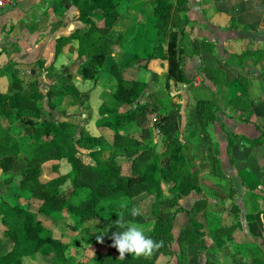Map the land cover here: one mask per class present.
<instances>
[{
  "label": "trees",
  "instance_id": "obj_1",
  "mask_svg": "<svg viewBox=\"0 0 264 264\" xmlns=\"http://www.w3.org/2000/svg\"><path fill=\"white\" fill-rule=\"evenodd\" d=\"M123 1H73L78 12L76 20L85 28L82 32L77 31L57 40L55 53L57 56L66 42L78 41V58L84 57L78 71L83 81L95 83L105 57L112 52H108V34L120 15L119 8ZM176 3L175 6L171 0L149 1L152 7L150 16L157 36L152 50L162 47L157 42L167 39V75L177 83L187 84L190 81L183 71L182 55L188 52L189 56H194L202 48L212 51V46L194 40L190 43V50L183 48V39L186 37L184 27L188 20L182 13L186 9L187 0H177ZM98 22H103L102 27L97 26ZM231 26L234 27V22ZM169 28L173 30H168ZM96 34L98 38L94 36ZM178 35L181 37L178 38ZM247 57H252L253 64L262 62L261 51H246L240 59ZM40 65L43 72L48 70L42 63ZM122 70L123 67L117 64L110 65L109 73L117 82V90L113 94L101 95L102 105L96 122L97 127L114 132L110 148H106L103 138L92 137L84 130L77 132L76 125L69 120L53 118L52 112L65 118L68 108L81 107L88 101V93L80 92L73 85L70 73L66 75V83L54 85L43 94L38 80L25 87L18 72L12 71L10 90L0 100V116L6 118L11 125L22 123L24 130L32 132V140L25 148L8 131L0 130V169L11 174L4 181L6 185L16 183L19 192L27 200L37 201L39 205L33 211L27 205L10 204L7 201L0 203L2 236L11 245L8 251L0 254V264H24V259H32L38 255L45 259L51 258V264H73L74 261L66 256L67 245L45 232L37 217H59L66 210L76 220L72 229L84 233L90 245L100 248L104 243L111 245L112 242L103 237V242L98 243L96 237L102 236L104 229L114 226L120 214H123L125 221L134 222L138 226L145 224L141 214L133 215L136 210L131 203L143 194L153 197L151 212L155 221L147 236L155 241H163V247L150 256L128 254L123 259L119 258V254L114 255L109 251H96L94 263L158 264L160 257H173L176 254L172 249L173 221L176 214L186 211L179 207L176 195L166 196L163 190L168 188L167 192L171 194L178 184L196 186L199 183L197 175L192 174L190 167L179 157L182 146L177 123L179 106L154 93L148 95V103H142L141 97L149 90L148 84L138 79H127ZM217 73L220 82H225L222 73ZM258 81L264 82V69ZM238 82L242 84L244 91L229 99L228 104L231 109L245 113L250 110L246 91L248 81L242 76ZM44 100L49 112L40 105ZM195 109L199 119L197 130L205 132L215 119L216 105L209 99H200L196 102ZM148 115H154L155 119L149 121ZM34 121H40V124L36 125ZM133 128L139 130L140 140L129 136ZM154 131L162 140L161 152L157 151ZM241 139L251 147H264V133L256 140ZM231 141L230 138L229 145ZM81 150L93 154L83 153ZM20 155H24L23 160H19ZM62 160L70 166L68 175L42 182V166L47 162ZM163 160H166V165L162 163ZM123 164H128L125 171ZM212 170L218 175L222 174L217 158L212 163ZM67 181L69 191L63 192L61 187ZM1 183L0 181V185ZM232 193L231 191L230 195ZM257 198L254 195L253 200H258ZM201 207L205 208V204L197 202L194 211H200ZM232 210L238 216V207L233 206ZM251 213L264 219V208L258 205L253 206ZM94 220L98 221L97 225L81 229V225ZM205 222L209 236L215 241H232L234 234L239 231L237 222L224 227L220 224V218L209 212L205 214ZM254 226L257 230L258 227ZM203 228L202 223L191 218L189 225L180 232L177 238V264L186 263L187 247L202 243ZM257 240L255 236L249 241L252 249L264 250V238L261 243ZM112 249L116 251L115 248Z\"/></svg>",
  "mask_w": 264,
  "mask_h": 264
},
{
  "label": "crops",
  "instance_id": "obj_2",
  "mask_svg": "<svg viewBox=\"0 0 264 264\" xmlns=\"http://www.w3.org/2000/svg\"><path fill=\"white\" fill-rule=\"evenodd\" d=\"M0 1V100L7 93L6 77L11 79L12 69L18 72L20 80L25 79L27 83L40 76L42 87L48 91L54 85L67 82L60 72L69 65L74 86L80 90L86 81L80 78L78 72L84 61V57L78 58V41L66 42L57 56L55 53L57 40L77 31L82 32L85 28L76 20L78 12L74 0ZM149 1L122 2L120 15L108 34V52H112L105 57V61L110 59L119 63L127 79H138L148 84L149 90L142 95V103H148V95L154 93L179 106L177 123L182 143L179 157L190 167L191 173L197 175L199 183L196 186L178 184L171 194L167 192L168 188L163 190L166 196L176 195L179 207L187 212L175 215L172 249L176 254L170 261L172 264L178 263L177 238L193 218L204 225L203 246L187 247L186 264H201L208 258L212 259L211 263L220 264L217 262V256L221 253L219 250L238 248L245 242L248 230L245 232L244 229L249 228L253 218L250 200L254 202L256 195L258 200L255 201L258 202L261 197L257 192L264 188V147L245 145L241 139L256 140L264 133V82L258 81L264 69V0H187L182 13L188 20L184 27L186 37L183 48L190 50V43L194 40L212 46V51L202 48L194 56H189L188 52L182 55L183 71L190 81L187 84L177 83L167 75V39L160 42L162 47L152 50L156 37L155 33L148 34L150 30L153 31L148 23L152 12ZM102 25L103 22L97 23L98 27ZM94 36L98 38L97 34ZM71 46L73 56L69 58L68 48ZM246 51H261L262 62L253 64L252 57L240 59ZM149 57L151 60H148ZM40 63L48 70L39 71ZM217 72L222 73L225 82H220ZM242 76L248 81L246 91L250 101V110L245 113L231 109L228 104L229 99L244 91L238 82ZM91 83L87 91H80L88 93V101L81 107H74L82 111L77 117L76 131L84 130L92 137L103 138L106 148H110L114 132L97 127L96 122L102 105L100 95L104 92L115 93L117 82L108 70H102L97 81ZM24 85H27L26 82ZM200 99H209L216 105L215 119L205 132L197 130L199 119L195 104ZM43 107L49 110L46 100ZM148 119L153 121L155 116L148 115ZM154 135L156 143L158 141L157 149H161V152L162 140L156 131ZM129 136L140 140L137 129L133 128ZM230 138L231 145L228 143ZM215 158L219 160L221 175L212 170ZM162 163L166 165V160ZM231 190L233 193L229 197ZM141 196L135 199L147 198V202L153 199L150 195ZM197 202L205 204L204 210L194 211ZM228 206H237L240 211L237 221L239 231L232 241H215L209 236L205 214L216 213L223 225L217 211L222 212ZM143 218L148 225L147 231H150L155 221L151 210L147 209ZM243 220L245 228H242ZM228 225L232 224L223 226ZM239 233L245 234L240 235L241 241L236 240ZM201 248L205 249L203 254Z\"/></svg>",
  "mask_w": 264,
  "mask_h": 264
},
{
  "label": "rangeland",
  "instance_id": "obj_3",
  "mask_svg": "<svg viewBox=\"0 0 264 264\" xmlns=\"http://www.w3.org/2000/svg\"><path fill=\"white\" fill-rule=\"evenodd\" d=\"M171 2L176 3L177 0H171ZM121 8H123V5L120 6L119 10ZM148 23H149V25L152 26V29H153V31L150 30V32L148 34L152 33V35H153L155 33L154 32L155 29H154V24H153L154 21L152 20L151 16L148 17ZM155 37L157 38L156 33L154 35V38ZM162 41L163 40H160L157 43H160ZM154 43L156 44V41ZM72 45H74V44L72 43ZM71 48H73V47L71 46L68 48V57L69 58H72V56H73V53H71L72 52ZM59 63L57 65H59ZM111 64H117L119 66V63H115L113 61H110V59H109V60L105 61V64L102 67L103 69H101V71L102 70H108V73H109V67ZM65 67L66 68H64L62 70V72H60V73L63 75V79L67 81L66 75L71 73V69L69 68V65H66ZM14 70L15 69H12V71H14ZM38 70L41 71V66H40V69L38 68ZM122 74L124 76H126V73H124L123 70H122ZM19 76H20V74H19ZM8 77H6V79H7V81H6L7 92L10 90V85H11L10 84L11 79L9 80ZM36 80H38V82L41 84L40 76H36L35 79L32 80L31 82L36 81ZM23 81H24V83L26 82V84H29V83H27L28 82L27 80L23 79ZM73 82H74V78L72 77V83ZM90 83H91V81H86L83 85H81L79 91H87ZM73 85H74V83H73ZM26 86L27 85H25V87ZM40 91L43 94H45L47 92L42 87V84L40 86ZM104 93H106V92H104ZM101 95H100V100L102 102ZM40 105L43 106V101L41 102ZM46 111L49 112V110H46ZM81 112L82 111L80 110V108L76 109L73 107L71 109L68 108L65 118H63L61 115H60L61 116L60 117L59 114H57L56 112H52V115H53V118H55V119H60V120L67 119L71 123L76 125L77 122H79V118H77V117H79V115H80L79 113H81ZM151 122H152V120H151ZM34 123L36 125H38V124H40V121H37V122L34 121ZM88 123L90 124V122H88ZM0 130L8 131L10 133V135L14 137L15 140L22 142V144L25 148H27V144H29L30 141L32 140V136H31L32 132H29L28 131L29 129L24 130V125L22 123H15L14 125H11L8 122V120L6 118H4L3 116H0ZM243 142L245 145H248L245 141H243ZM161 143H162V141H161ZM157 144H158V141H157ZM162 149H163V145H162ZM81 151L83 153H88V154L91 153L88 151H83V150H81ZM157 151H158V149H157ZM91 154H93V153H91ZM23 159H24V155H20L19 160H23ZM85 160L88 161L87 158H85ZM127 168H128V164H123L124 171L127 170ZM69 171H70V166L64 160L47 162L42 166V172H41L40 180L42 182H48V181L55 179L59 176L68 175ZM10 177H11V174L5 173L0 169V181L2 182L0 185V203L3 201H7L10 204L18 203V204H22V205H27V206H29V208L31 210L35 211L39 205V203L37 201L27 200L26 196L19 192V189H18V186L16 183H11L9 185H6L4 183V181ZM69 188H70L69 181H67L61 187L63 192H68ZM231 191L233 192V190H231ZM257 194L260 195V197H261L260 200L258 201V203L255 200H253L254 202H252L250 200V204L252 205V207L258 205V206H260V208L263 209L264 208V188H262V190H260V191L258 190ZM147 195L148 194H144V196H141V197H148ZM230 196L231 195L229 194V197ZM229 197H227V198H229ZM139 199H141V198L132 200V203H133L134 209L139 210L140 214H142V216L145 217V213H147V209L152 210L151 206L153 203V199H151L150 202H147L148 201V200H146L147 198H144L141 200H139ZM232 207L228 206L227 208H224L222 212L217 211V213H219L220 217L222 218L221 222L224 223L223 225H226V223L234 224L239 220V216H236L237 214L232 210ZM199 210L200 211L204 210V207H201V209H199ZM217 210H219V209H217ZM211 211H212V208H211ZM213 211H216V210H213ZM212 214L216 215L218 217V215L216 213H212ZM247 214L249 215L250 213L247 212ZM251 214H252V216L253 215L254 216L251 219L252 222H250V226L248 229L245 228L244 220L242 222V228L243 227L245 228L244 231L247 232V230H248V232H247L248 236H246V238H244L245 242L242 243V245L238 246V248L229 247L227 250H219L221 253H219V255L217 256L218 258L217 257L216 258H217V262H219L220 264H264V250L252 249L251 244L249 242V241L253 240L256 236L258 238L257 241L259 243H261L262 238H264V219L262 218V216H260L258 214H253V213H251ZM1 219L2 218L0 216V254L5 253L11 247L9 240L5 239L2 236L3 227H2ZM37 219L39 221H41L45 232L50 233L54 239L60 240L64 244L67 245L66 256L69 259H72L74 261L73 264H95L93 259H94L96 251H98V253H106L109 251V252L113 253L114 255L119 254L116 251H113V249L109 243L108 244L104 243L102 245V247H100V248H96L93 244L90 245L87 242L84 233H82L79 230L74 231L72 229V227H74L76 225V220L66 210H64L62 213H60L59 217L46 218L44 216H38ZM213 223L215 224V221H213ZM97 224H98V221H95V220L90 221V222L85 223L84 225H81V229H85V227H88L90 225L94 226ZM254 225H256L258 227L257 230L255 229ZM142 226H140V228L142 229L144 234L147 236V233L149 232V231H147L148 225L144 224ZM228 226H231V225H228ZM228 226H224V227H228ZM249 229H250V234H249ZM115 231H122V229L118 228L116 225L109 227L107 229H104L103 230L104 238H106L112 242L111 236H112V233ZM240 235H245V234L239 233L236 240L240 239L239 241H241L242 238ZM202 246H203V240H202L200 247H202ZM207 246H209V245H207ZM201 250H202V254H203L205 249L201 248ZM206 251H207V253H209L207 249H206ZM227 253H228V255H227ZM171 258L172 257H166L165 258L164 256H162V257H160L158 264H172L170 261ZM178 261H179V259L177 260V262ZM211 261H212V259L209 260V258H208V260H206V262L202 261L201 264H213L214 262L211 263ZM186 263H182V264H186ZM24 264H51V258L45 259V258H42L41 256L38 255L32 259H30V258L24 259Z\"/></svg>",
  "mask_w": 264,
  "mask_h": 264
},
{
  "label": "clouds",
  "instance_id": "obj_4",
  "mask_svg": "<svg viewBox=\"0 0 264 264\" xmlns=\"http://www.w3.org/2000/svg\"><path fill=\"white\" fill-rule=\"evenodd\" d=\"M139 210H136L133 215H139ZM115 225L122 229V231H115L112 233L111 247L115 248L119 253V258L123 259L126 255L132 254L139 256H150L154 251L163 247V241H155L146 236L142 229L134 222L125 221L123 214H120ZM103 237L97 238L98 243L103 242Z\"/></svg>",
  "mask_w": 264,
  "mask_h": 264
},
{
  "label": "built area",
  "instance_id": "obj_5",
  "mask_svg": "<svg viewBox=\"0 0 264 264\" xmlns=\"http://www.w3.org/2000/svg\"><path fill=\"white\" fill-rule=\"evenodd\" d=\"M2 5V1H0V6Z\"/></svg>",
  "mask_w": 264,
  "mask_h": 264
}]
</instances>
